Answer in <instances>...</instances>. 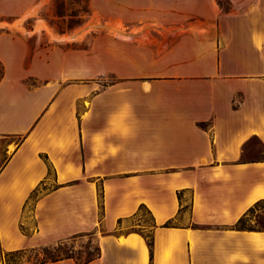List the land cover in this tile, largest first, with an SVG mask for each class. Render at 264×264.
Wrapping results in <instances>:
<instances>
[{"label":"crops","instance_id":"1","mask_svg":"<svg viewBox=\"0 0 264 264\" xmlns=\"http://www.w3.org/2000/svg\"><path fill=\"white\" fill-rule=\"evenodd\" d=\"M224 1L87 0L52 38L48 0H0V264L74 236L84 264H264L235 227L264 199V0Z\"/></svg>","mask_w":264,"mask_h":264},{"label":"rangeland","instance_id":"2","mask_svg":"<svg viewBox=\"0 0 264 264\" xmlns=\"http://www.w3.org/2000/svg\"><path fill=\"white\" fill-rule=\"evenodd\" d=\"M219 1L221 6L225 9L230 7L227 1ZM89 13L90 9L87 5V0H48L47 4L40 10L39 18L46 19L47 24H44V27H46L47 30L51 31L49 27H53V29L57 31L65 32L82 24ZM32 20L33 18L30 17L27 21L29 24L19 23L15 28L21 33H26L31 27ZM49 36L48 38L51 37ZM83 46H85V43H83ZM2 73L3 70L0 66V76ZM34 201V198L31 199L29 209L33 207ZM139 216L140 221L138 224H150L149 214L146 210H141ZM247 225L264 229V203L250 214ZM135 228L139 229L140 226L136 225ZM28 231L27 229V232ZM145 231L148 232V229H145ZM97 252L98 245L95 239L88 236H74L55 243L43 244L36 248L28 249L25 253L5 254V258L12 264H18L24 260L35 264L44 258L72 254L77 256L80 261H83L88 257L96 255Z\"/></svg>","mask_w":264,"mask_h":264},{"label":"trees","instance_id":"3","mask_svg":"<svg viewBox=\"0 0 264 264\" xmlns=\"http://www.w3.org/2000/svg\"><path fill=\"white\" fill-rule=\"evenodd\" d=\"M204 125V124H203ZM34 194L31 196V199L34 198ZM262 203H264V199H261L259 200L258 202H256L254 204V206H252L238 221L237 223L235 224V227L237 229H244V230H264L263 228H258V227H252V226H249L247 225V222H248V217L250 216V214H252L255 209H257V207H259ZM141 210H146L147 211V208L144 206V205H141L140 208H139V211ZM173 225V222L171 220L167 221L165 223V226H171ZM140 228L139 229H135V231L141 233L146 241H147V244L149 246V249H150V255L152 256V248H153V234L151 232V230H148V232L145 231V229H148L147 227V224H139ZM16 253H25V250H20V251H17ZM100 251H99V247H98V252L96 255L94 256H91V257H88L86 258L85 260L83 261H80V259L75 256V255H64V256H56V257H49V258H44L38 262H36L35 264H42V263H45V262H48V261H57V260H60V259H63V258H68V257H72L76 260L77 264H84L94 258H96L98 255H99Z\"/></svg>","mask_w":264,"mask_h":264},{"label":"bare ground","instance_id":"4","mask_svg":"<svg viewBox=\"0 0 264 264\" xmlns=\"http://www.w3.org/2000/svg\"><path fill=\"white\" fill-rule=\"evenodd\" d=\"M42 23V22H41ZM40 26V25H39ZM48 31V33H49V35L51 36V37H57V35L55 34V33H53L52 31H49V30H47Z\"/></svg>","mask_w":264,"mask_h":264}]
</instances>
